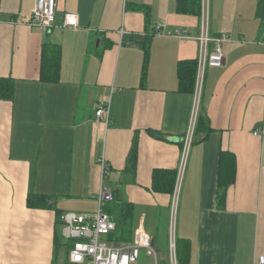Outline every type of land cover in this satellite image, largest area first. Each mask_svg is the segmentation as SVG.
Listing matches in <instances>:
<instances>
[{
    "label": "crops",
    "instance_id": "crops-1",
    "mask_svg": "<svg viewBox=\"0 0 264 264\" xmlns=\"http://www.w3.org/2000/svg\"><path fill=\"white\" fill-rule=\"evenodd\" d=\"M208 1L209 36L227 35L224 62L204 71L203 129L188 151L175 235L189 244L188 264H255L264 254L258 0ZM34 3L0 0V78L14 82L13 99L0 100V264H68L70 243L54 209L95 214L101 188L135 207L134 231L142 224L164 243L172 194L162 176L176 174L193 105V95L178 90L177 63L196 60L201 18L177 14L176 0H56L55 23L44 33L27 25ZM65 14L76 16L75 28L62 26ZM159 24V34L146 35ZM175 32L188 39L166 35ZM45 43L60 49L53 83L39 79ZM104 101L106 126L95 123ZM135 136L132 175L125 167ZM222 151L234 156L236 174L220 208ZM29 195L47 198L53 209L29 207Z\"/></svg>",
    "mask_w": 264,
    "mask_h": 264
},
{
    "label": "built area",
    "instance_id": "built-area-1",
    "mask_svg": "<svg viewBox=\"0 0 264 264\" xmlns=\"http://www.w3.org/2000/svg\"><path fill=\"white\" fill-rule=\"evenodd\" d=\"M201 28L196 40L199 44L196 58V75L193 92V105L191 110L188 129L182 140L181 158L176 171L175 182L172 191V202L169 215V240L168 254L164 264H178L175 240L172 224V217L177 214V204L181 184L186 167L188 151L194 139L196 121L199 114V104L202 95V85L207 68H219L223 65L222 45L227 40V35L222 33L218 38H211L208 33V0H202ZM56 0H35L27 25L47 33L55 23ZM76 16L65 14L62 16L64 28H75L77 26ZM163 24L155 27V35L159 34ZM167 36L177 39H188L185 33H167ZM95 123L109 124V104L100 102L95 110ZM257 132L254 133L256 135ZM99 164L105 173L107 165L101 159ZM98 208L95 214H78L73 212L64 213L61 217V237L72 244L68 251V264H138L140 251H144L145 257L151 258L153 264H158L157 248L154 245V238L151 237L149 228L142 224L133 232L130 243H109L106 239L109 233L115 231V223L102 211V206L112 200L110 192L101 188L95 197ZM175 227V221H174ZM153 241V243H152ZM164 262V261H163ZM255 264H264V254L256 258Z\"/></svg>",
    "mask_w": 264,
    "mask_h": 264
},
{
    "label": "trees",
    "instance_id": "trees-1",
    "mask_svg": "<svg viewBox=\"0 0 264 264\" xmlns=\"http://www.w3.org/2000/svg\"><path fill=\"white\" fill-rule=\"evenodd\" d=\"M202 0H176V13L179 15H192L201 18L202 14ZM131 10L144 11L143 6H131ZM255 16L260 21L259 37L264 38V0L257 1V8ZM147 36H154L155 31H148ZM148 42V38L145 40ZM59 50L56 45L43 44L41 49V67L39 79L43 83H53L59 77ZM145 60H147V52H145ZM144 75V71L143 74ZM196 75V60H182L177 63V79L178 90L185 94L193 95L194 82ZM14 95V82L11 78H0V100L11 101ZM202 118L198 115L194 136L198 134L202 128ZM203 129V128H202ZM137 137L132 141L130 150L126 157L125 172L132 175L136 172L137 164ZM236 162L234 156L222 151L218 160V176H217V206L220 208L225 205L226 194L231 185L235 181ZM175 171L165 172L162 176V186L165 193L172 194L175 182ZM156 178V174L153 176ZM167 187V188H166ZM33 196V197H32ZM30 195L27 198V205L34 208H52L51 204L47 203V198L38 195ZM55 208V207H54ZM56 212L57 223L61 224V214L58 210ZM102 211L108 214L115 223V231L109 233L107 241L114 243H130L132 234L136 228L135 207L132 204L124 202L121 199L112 198L111 201L102 206ZM165 238V237H164ZM155 247L160 246L158 236L154 238ZM176 257L178 264H188L189 260V244L185 240L176 239ZM72 245V244H70ZM71 247V246H70Z\"/></svg>",
    "mask_w": 264,
    "mask_h": 264
},
{
    "label": "rangeland",
    "instance_id": "rangeland-1",
    "mask_svg": "<svg viewBox=\"0 0 264 264\" xmlns=\"http://www.w3.org/2000/svg\"><path fill=\"white\" fill-rule=\"evenodd\" d=\"M174 221H175V215L172 217V226L171 230L173 231L174 237L175 235V228H174ZM177 239V238H176ZM168 240H169V234L166 233L165 242L163 243L161 241L160 246H158L157 251V258H158V264H163L166 261V254H168ZM176 241V240H175ZM175 251H176V242H175ZM138 264H153L151 258L145 257L144 251H140V255L138 256ZM164 261V262H163Z\"/></svg>",
    "mask_w": 264,
    "mask_h": 264
},
{
    "label": "bare ground",
    "instance_id": "bare-ground-1",
    "mask_svg": "<svg viewBox=\"0 0 264 264\" xmlns=\"http://www.w3.org/2000/svg\"><path fill=\"white\" fill-rule=\"evenodd\" d=\"M111 195H112V193H111ZM112 196H113V195H112ZM64 241H65V240H64ZM66 242H67V241H66ZM68 243H69V242H68ZM68 243H67V244H68ZM68 246H72V245L69 244ZM69 249H70V248H69ZM68 251H69V250H68ZM67 255H68V254H67Z\"/></svg>",
    "mask_w": 264,
    "mask_h": 264
},
{
    "label": "water",
    "instance_id": "water-1",
    "mask_svg": "<svg viewBox=\"0 0 264 264\" xmlns=\"http://www.w3.org/2000/svg\"><path fill=\"white\" fill-rule=\"evenodd\" d=\"M152 243H153V241H152Z\"/></svg>",
    "mask_w": 264,
    "mask_h": 264
}]
</instances>
